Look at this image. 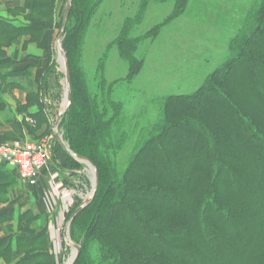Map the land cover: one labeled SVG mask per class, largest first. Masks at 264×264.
Returning a JSON list of instances; mask_svg holds the SVG:
<instances>
[{"label": "trees", "instance_id": "16d2710c", "mask_svg": "<svg viewBox=\"0 0 264 264\" xmlns=\"http://www.w3.org/2000/svg\"><path fill=\"white\" fill-rule=\"evenodd\" d=\"M102 1L72 0L62 40L71 88L61 122L64 141L98 173L93 199L70 225L73 242L77 230L84 232L74 264H264V0L252 5L228 44V58L195 93L158 100L156 123L140 130L121 168L118 157L129 139L117 133L123 104L103 90L92 93L71 52ZM178 2L184 7L185 1ZM54 14L51 0H21L10 15H21L23 24L0 17V97L13 89L25 92L26 104L17 111L36 107L29 116L38 128L46 118L32 91L31 66L13 71L3 49L23 37L39 43L47 34L51 40ZM131 26L116 43L128 67L125 82L143 67L136 57L140 39L130 37ZM11 119L7 115L6 122ZM16 180L14 170L0 165V205L8 203ZM11 206L0 210L7 232L0 239V258L10 262L15 253V264H55L47 216Z\"/></svg>", "mask_w": 264, "mask_h": 264}, {"label": "rangeland", "instance_id": "374dc122", "mask_svg": "<svg viewBox=\"0 0 264 264\" xmlns=\"http://www.w3.org/2000/svg\"><path fill=\"white\" fill-rule=\"evenodd\" d=\"M178 1L103 0L89 20L86 19L83 37L77 42L76 49L71 46L76 70L88 82L90 91L99 94L103 90L123 104V122L117 133L127 134L129 139L118 157L120 168L123 167L140 130L152 129L156 123L159 115L158 100L169 95L195 93L203 81L226 61L230 54L228 40L230 42L237 36L256 0H183L185 2L182 8L178 7L182 4ZM64 6L65 0H62L61 12H56L53 17L52 54L44 68L46 70L34 81L37 95L44 101L42 106L45 123L39 125V128L37 124L34 125L33 133L29 130L30 125L23 126L28 127V133L34 135L38 141L50 139L52 144L50 160L47 168L41 172L39 187L42 197L47 199L49 215L54 214L57 209L63 210V217L55 219L58 230L56 226L49 230L54 244L52 251L58 262L55 264H68L74 255L75 250L64 239L67 217L90 195L93 178L91 171L83 163L68 156L52 133V124L62 110L66 98L64 71L55 51ZM176 11L181 13L175 18L173 14ZM17 17L23 18L21 15ZM171 17V22L166 25ZM163 24L165 25L158 33L152 36L153 29ZM72 26L74 27V22ZM128 26H131L130 37L140 39L136 57L143 61L141 72L131 82L123 81L128 67L120 59L116 44ZM63 52L65 53L64 50ZM99 64L103 81L98 72ZM28 75L33 80L31 71ZM231 87L235 88L236 85ZM9 100L12 108L18 102L11 95ZM224 113L228 114L226 110ZM7 115L0 113V122L6 121ZM214 115L219 116L217 113ZM62 119L58 133L64 141ZM44 125V131L40 135L36 134ZM257 164L255 163L256 166ZM8 168L11 169L10 166ZM260 172L262 171H258ZM25 186L17 178L10 193L23 192ZM24 192L27 193L26 190ZM83 236L84 232L77 230V241L74 243L81 247ZM88 255L91 259V247ZM239 260L240 257L234 262Z\"/></svg>", "mask_w": 264, "mask_h": 264}, {"label": "crops", "instance_id": "0c3cea01", "mask_svg": "<svg viewBox=\"0 0 264 264\" xmlns=\"http://www.w3.org/2000/svg\"><path fill=\"white\" fill-rule=\"evenodd\" d=\"M52 7L55 11L61 12L62 9V0H51ZM21 5V0H0V17L9 19L11 21L16 20V24H23L25 21L21 17H12L10 15V11H12L14 8H17ZM64 9V8H63ZM28 38H21L17 40L16 43L11 45L10 47L3 49L5 52V58L8 60H11L13 62L12 70H24L26 66H31V76L33 77V84H32V91L37 94L36 91V85L34 84V81L38 79V76L41 72H43L44 68L47 65L49 56L52 54V48L51 44L53 40H49V35L46 34V36L41 40L39 43H28ZM229 44V40H228ZM22 74V73H20ZM16 79V78H15ZM21 83H25L24 79L21 80ZM10 95L15 97L18 102L14 104L13 108L11 107L10 102ZM0 113H7L9 116L12 117V119L8 122L4 120V122H0V143H8L14 139H19L22 141H38V139L33 135L28 133V127L30 125V128L33 129L34 125H36V121L29 116V114L35 113L37 111L36 107H31L27 113L25 112H19L17 111L18 108L23 107L26 104V94L22 90L19 89H13L12 91H7L0 97ZM39 104L42 107L43 110V100L41 97H39ZM44 113V111H43ZM30 123V124H29ZM28 127H23L27 126ZM46 125L43 126V128L37 132L36 134H41L44 131ZM39 134V135H40ZM2 165V164H0ZM8 167V166H7ZM42 179V173L40 176V180ZM24 190V188H22ZM26 190V194L25 191ZM25 190L23 192H17L13 191L8 195V203L3 204L0 206V210L8 208L11 206V208H14L17 210V208L20 209L21 213L25 211L32 212L35 216L44 214L47 216V226H46V235L48 240V249L49 254L53 257L54 262L56 263V256L53 254L52 247L54 244H52V239L50 238V232L51 228L57 227L55 225V219L59 220L58 217H63V210L57 209L55 213H47V199L43 198L40 192V187L37 185V187H28L25 186ZM28 194V195H27ZM31 194H33L31 196ZM42 197V198H41ZM17 199V200H16ZM15 212L17 213V211ZM49 215V216H48ZM48 218L50 221H48ZM8 225H14V222L9 223ZM7 235L6 227L5 225H0V239L4 238ZM58 236V234H57ZM19 256L13 253L12 260L10 262H7L4 258H0V264H15L16 260H18ZM58 263V262H57Z\"/></svg>", "mask_w": 264, "mask_h": 264}, {"label": "built area", "instance_id": "2783aa9c", "mask_svg": "<svg viewBox=\"0 0 264 264\" xmlns=\"http://www.w3.org/2000/svg\"><path fill=\"white\" fill-rule=\"evenodd\" d=\"M52 144L50 139L0 143V162L16 172L18 180L28 187L39 185L41 172L47 168ZM22 157H26L21 162Z\"/></svg>", "mask_w": 264, "mask_h": 264}, {"label": "water", "instance_id": "95a60500", "mask_svg": "<svg viewBox=\"0 0 264 264\" xmlns=\"http://www.w3.org/2000/svg\"><path fill=\"white\" fill-rule=\"evenodd\" d=\"M71 1L72 0H65V6H64V11H63V16H62V23H61V28L58 34V38L56 40L55 44V51L57 55L60 58V64L62 65L63 71H64V77H65V85H66V98H65V104L62 108V110L59 112V114L56 116L55 121L52 124V133L55 138V140L58 142V144L61 146V148L70 156L73 160L83 163L92 173L93 178L91 181V192L90 195L83 200V202L75 209V211L71 214L70 218L67 221V224L65 226L64 230V239L65 242L75 250L74 255L72 258L69 260L68 264H74L75 261L77 260L79 254H80V246L75 244L69 237V227L71 225L72 220L75 218V216L82 210L84 209L93 199L97 185H98V173L93 165V163L88 160L87 158L77 156L71 152L69 149V146L66 142L63 141L62 136L58 133V126L59 123L62 119L63 114L69 109L71 105V92H70V75H69V69H68V64H67V59L65 57V53L63 52L61 48V41L64 36V31L65 27L67 24L68 16L70 13V7H71Z\"/></svg>", "mask_w": 264, "mask_h": 264}, {"label": "bare ground", "instance_id": "6f19581e", "mask_svg": "<svg viewBox=\"0 0 264 264\" xmlns=\"http://www.w3.org/2000/svg\"><path fill=\"white\" fill-rule=\"evenodd\" d=\"M25 159H26V157H22L21 162H22V161H25Z\"/></svg>", "mask_w": 264, "mask_h": 264}]
</instances>
